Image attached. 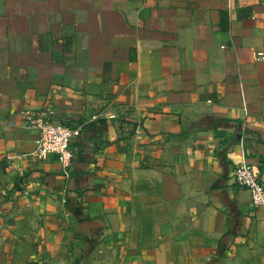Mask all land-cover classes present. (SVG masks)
I'll return each mask as SVG.
<instances>
[{"label": "crops", "instance_id": "0c3cea01", "mask_svg": "<svg viewBox=\"0 0 264 264\" xmlns=\"http://www.w3.org/2000/svg\"><path fill=\"white\" fill-rule=\"evenodd\" d=\"M255 53L264 0H0V264H264ZM44 107L82 127L65 170Z\"/></svg>", "mask_w": 264, "mask_h": 264}, {"label": "built area", "instance_id": "2783aa9c", "mask_svg": "<svg viewBox=\"0 0 264 264\" xmlns=\"http://www.w3.org/2000/svg\"><path fill=\"white\" fill-rule=\"evenodd\" d=\"M254 59L262 61L264 55L255 53ZM22 117L24 127L38 133L37 146L31 156L43 160L55 155L61 168L67 169L73 157L72 141L81 135L82 127L72 128L56 121L51 107L25 110ZM96 119L97 116L92 117ZM231 177L238 188L248 191L253 207H264V175L258 174L252 165L239 164L232 170Z\"/></svg>", "mask_w": 264, "mask_h": 264}]
</instances>
